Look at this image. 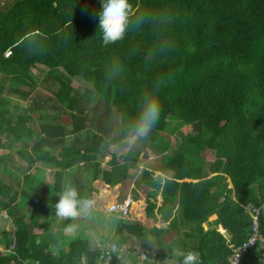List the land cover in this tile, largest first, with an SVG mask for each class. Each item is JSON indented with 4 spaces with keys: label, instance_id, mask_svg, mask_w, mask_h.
I'll return each mask as SVG.
<instances>
[{
    "label": "trees",
    "instance_id": "16d2710c",
    "mask_svg": "<svg viewBox=\"0 0 264 264\" xmlns=\"http://www.w3.org/2000/svg\"><path fill=\"white\" fill-rule=\"evenodd\" d=\"M129 3L125 38L108 46L98 28L100 0L0 6V148L9 151L0 153V222L2 210L11 218V225L0 224V264H181L182 257L172 255L175 248L199 252L201 264H225L250 235L257 209L264 239V0ZM72 80L83 90L72 88ZM158 91L160 119L144 138L137 118L146 96ZM11 98L27 101L26 107ZM94 118L96 130L88 126ZM185 125L192 133L181 141L197 149L198 160L169 151L165 141ZM128 137L134 139L120 154L123 162L104 176L115 181L134 169L147 148L160 156L168 151L160 164L147 163L131 191L141 187L147 216L169 223L120 217L96 224L93 212L78 218V225L58 222L57 194L72 185L91 197L89 182L100 158ZM12 151L22 161L13 160ZM31 167L36 171L30 173ZM46 168L53 180L45 179ZM161 168L175 178L199 180L161 186L153 179V170ZM211 215L216 217L209 220ZM263 253L258 240L242 251L241 264H264Z\"/></svg>",
    "mask_w": 264,
    "mask_h": 264
},
{
    "label": "clouds",
    "instance_id": "9594fccd",
    "mask_svg": "<svg viewBox=\"0 0 264 264\" xmlns=\"http://www.w3.org/2000/svg\"><path fill=\"white\" fill-rule=\"evenodd\" d=\"M132 10L133 6L129 3V0H100L98 28L102 33L104 46L115 44L125 38L131 22ZM159 92L146 96L144 106L137 118L138 132L144 138L149 137V134L160 119L162 105L159 99ZM153 179L161 186L167 180L163 176H154ZM57 195L59 200L54 204V209L58 222L76 220L81 216H90L96 207L94 198L79 195L76 187L72 185L65 187ZM172 255L182 257L181 264H201L200 253L197 251L188 250L185 252L175 248L172 250Z\"/></svg>",
    "mask_w": 264,
    "mask_h": 264
},
{
    "label": "rangeland",
    "instance_id": "374dc122",
    "mask_svg": "<svg viewBox=\"0 0 264 264\" xmlns=\"http://www.w3.org/2000/svg\"><path fill=\"white\" fill-rule=\"evenodd\" d=\"M14 0H0V6L2 5V6H6V5H10L12 2H13ZM70 85H71V87L72 88H74L75 90H77V91H82L83 90V85L79 82V81H77V80H72L71 82H70ZM44 86H40L39 88H38V92H43L44 91ZM92 96V99H91V101L90 102H92L93 100H94V98H95V94H92L91 95ZM11 102L14 104V105H16V106H21V105H25V107H26V105H27V101H26V103L24 102V101H20V100H16L15 98H11ZM29 104V103H28ZM91 111V110H90ZM90 111H87V112H83V114H86V115H88L89 116V118H90V116H92V114H91V112ZM30 116L32 117V122L33 123H35V124H38L40 121L38 120V114L37 113H31L30 114ZM117 116H118V112L116 113V111H114L113 113H112V116L110 117V118H112V120L114 121H112L111 123H114V127L115 126H117L118 124H119V122H118V120H117ZM98 119V118H97ZM96 118H94L93 119V122L92 123H90L88 126L90 127V129H94V130H96V123H97V120ZM90 120H92V119H89L88 121H87V123H89V121ZM190 126H188V125H185V126H183L180 130H178L175 134L174 133H171V135H170V140H168V139H165V141L166 142H168V144L170 143L171 145H168V147H169V151H175L176 149H178L179 151H181L186 157H188V159H190V160H198V159H200V153L197 151V149L196 148H193V146H191V145H189V143L188 142H185V141H181V138H182V134H187L188 132L189 133H192V131H189V128ZM167 134V133H166ZM168 138V137H167ZM133 139L134 138H132V137H128L127 138V140L126 139H122V141L121 142H126V141H133ZM178 140V144H179V146L177 145V143H176V141ZM165 141H163V142H165ZM129 142V143H130ZM163 142H160V143H158V144H161V143H163ZM131 144V143H130ZM116 144H113V145H111L110 146V152H107V153H105L104 155H103V158L101 159L100 158V161H99V163L97 164V166H96V168H95V174L92 176L93 178H95V181H96V178L98 179L99 177H106V176H104V172H108V173H110V174H112V172H114V169H113V164H111V167L110 168H107L106 167V164L109 162V160H110V158L112 157V153L114 152V150H115V146ZM125 149H128V147L127 148H125ZM53 150V149H52ZM54 151V150H53ZM7 152H9L7 149H3V148H0V153L1 154H3V153H7ZM163 152V151H162ZM165 153H161V156L159 155L158 156V158L156 159V160H154L152 163L153 164H160L161 162V160H162V158H163V155H165L166 153H168V151H164ZM122 154H125L124 153V150H123V152H122ZM169 155V154H168ZM11 156L13 157L12 159L13 160H15V158H19V157H17V154L14 152V151H12V153H11ZM122 156V155H121ZM204 157L207 159V160H212L213 159V154H211L210 153V151H206V152H204ZM38 158V157H37ZM20 159V158H19ZM119 159H121V158H119ZM21 160V159H20ZM141 159H139V164L137 165V166H135V168L134 169H130V170H132V173H133V177H131V175L129 174V171L128 170H125L124 172H122V173H126V175L131 179V180H136V179H139L140 180V176H141V171L142 170H144V167L147 165L146 163H145V161L144 162H142V161H140ZM22 161V160H21ZM121 162H123V159H121L120 160ZM146 162H149L148 160L146 161ZM202 162H203V160H202V158H201V160H199V162H197L199 165L200 164H202ZM8 164L9 165H11V163L8 161ZM100 169H102V170H100ZM29 170V172L30 173H33V172H35L36 171V169L34 168V167H31V168H29L28 169ZM154 171V170H153ZM157 171V170H156ZM122 173H119L120 175L122 174ZM154 173V172H153ZM155 175L156 176H163V177H166L167 178V180H174V179H176L178 182H181V181H193V182H195V181H197V180H199V178H175V177H172L171 175H168V174H166V173H163V172H161V171H158L157 173H155ZM212 175H214L213 173L212 174H210L209 176H212ZM20 176H22L23 177V175H22V173L20 174ZM21 177V178H22ZM103 177H102V180H103ZM107 178H111L109 181H110V185H111V187L113 188V189H115L116 190V192H118V194L120 195L119 196V199H121V202L122 203H124L125 205H127L128 206V210H127V212L126 213H128V211L130 212H133L134 210H131V208L132 207H136L137 208V204H135V202H133V201H131V200H129V198H127V194H130V198H132L131 197V194L133 193L131 190L129 191H127V189H126V186H124L123 187V189L119 192V191H117V186L119 185V183L121 182V181H123L125 184L127 183L123 178H118L117 180H112V177L111 176H107L106 178H104V179H106L107 180ZM45 179L48 181V180H53V170H51V169H49V168H46L45 169ZM101 179V178H100ZM134 180V181H135ZM94 181V182H95ZM103 185V184H102ZM230 186V185H229ZM141 189V190H140ZM140 189H139V191L143 194V190H142V188L140 187ZM92 196H93V198L95 199V196H96V194L94 193V195L92 194ZM115 196V198L117 197V194H115L114 195ZM142 196V195H141ZM138 197V196H137ZM132 200H135V199H132ZM23 201H24V199L22 198V197H20L19 198V200H18V204H22L23 203ZM133 202V203H132ZM108 206H110V205H108ZM97 208V202H96V207H95V209ZM120 210V209H119ZM1 213H2V215H1V217L2 216H4V213H5V211L4 210H2L1 211ZM135 213V212H134ZM138 215H140V213H138ZM5 217V216H4ZM6 218H3L2 219V222H0V224L1 223H3L4 225L5 224H8V225H11V218H7L6 220H5ZM74 222L76 223V222H79V220L78 219H76V220H74ZM78 225V224H77ZM77 225H74V224H72L71 225V227H72V229H77ZM79 228V227H78ZM39 230L40 229H38V228H36L35 229V231L36 232H39ZM219 230H220V233L221 234H223L225 237H226V242H229V234H226V229H224L222 226H220L219 227ZM11 232H12V237H13V231L11 230ZM112 238V236L109 238V240ZM105 240L107 241V238H105ZM109 240L106 242L107 244H106V246H109V244H108V242H109ZM93 246H95V244H93ZM106 248H108V247H106ZM8 249V251H11V247H8L7 248ZM125 251V248H124V246H122V249H121V251H120V255H122L123 254V252ZM123 256H125V255H122V257ZM19 262H20V260H19ZM73 263H75V264H81V260L80 261H77V262H73Z\"/></svg>",
    "mask_w": 264,
    "mask_h": 264
},
{
    "label": "crops",
    "instance_id": "0c3cea01",
    "mask_svg": "<svg viewBox=\"0 0 264 264\" xmlns=\"http://www.w3.org/2000/svg\"><path fill=\"white\" fill-rule=\"evenodd\" d=\"M129 142L130 141L124 142L123 146L120 145L119 143H117L114 146L115 150H114L113 154L116 156V158L115 159H113V157L110 158L109 162L106 164L107 168H110L111 164H113V163H122L120 161L121 159H119V158H121L120 154L123 152V150H124V153H125V151L128 150V149H125V148H127V147L129 148L130 147V143H132V141L130 143ZM119 149L121 150V152H119ZM146 150H147V152H146L147 154L145 153L144 159L140 158L141 159L140 161L143 160L142 162L145 161V163L147 164V163L153 162L154 160H156L158 158L159 154H157L155 151H153L151 149H148V148ZM147 160L149 162H146ZM136 164L137 165L139 164V159L136 161ZM146 166H148V165H146ZM100 170H102V169H100ZM159 170L161 172H163L162 168L159 169ZM128 171H129V174L132 177L133 176L132 170L128 169ZM115 172H117V171H115ZM122 172H124V171H122ZM122 172H120V173H122ZM153 172L155 174V173L158 172V170L157 171L154 170ZM102 177H99L98 179L96 178V181H95V178L92 177V179L89 182V186H91V198H93L92 194L93 195H94V193L96 194L95 200L97 202V208L93 210V214H92V220L96 224H99L100 221H101V223L103 221H105V222L114 221V219H118L120 217L137 219V220L141 221L145 225L156 224L157 226H160V225H167L169 223L170 219L163 220L159 216H157L156 218H152L151 216H147L146 211H145L146 195H145L144 192L142 194L139 190H137L135 192V194L134 193L131 194V195H133L135 200H132L130 198V194H127L128 195L127 198H129V200L135 202V204H137V208L136 207H132L131 210H134V211L133 212H131V211L129 212L128 211V213H126L127 212L126 209H127L128 206L121 202V199H119L120 195L115 190L116 188L113 189L111 187V185H110L111 183L109 181L111 178H107V180H106V179H104L106 177H103V180H102ZM119 177L123 178L127 183L125 184L123 181H121L119 183V185L117 186V191L120 192L123 189L124 186H126L127 191L128 190L130 191V190H132L134 188V185H135V181L134 180L135 179L131 180L126 175V173H122ZM102 184H105V185H102ZM115 194H117L116 198L114 196ZM160 202H161V198H160V194H158L157 195V203H160ZM108 205H110V206H108ZM114 211H116V212L115 213H107V212H114ZM174 212L172 213V215L169 218H172ZM138 213H140V215H138ZM103 215H105V216H103ZM157 215H159V214H157ZM215 217H216V215H211L209 217V220H213ZM83 223L84 222H80L81 226H82ZM77 224H79V222ZM220 226L221 225L218 226V231L219 232H220V230H219ZM206 227H207V224L205 223L204 224V228H206ZM78 229L81 230V227H79ZM122 246H124V244H122Z\"/></svg>",
    "mask_w": 264,
    "mask_h": 264
},
{
    "label": "built area",
    "instance_id": "2783aa9c",
    "mask_svg": "<svg viewBox=\"0 0 264 264\" xmlns=\"http://www.w3.org/2000/svg\"><path fill=\"white\" fill-rule=\"evenodd\" d=\"M9 54V51L6 52V55ZM250 210H252V208L250 207ZM258 212V209L255 213L251 214V217L253 218V222H252V226H251V230H250V235L242 242V244L238 247L233 248L230 256L228 257V262L225 264H241V253L242 251L246 248V247H250V246H254L257 241H260V244H262L264 242V239L259 231V227H258V220H257V216L256 213ZM264 255V253H263ZM143 256V255H142ZM27 264H35V263H27ZM220 264V263H218Z\"/></svg>",
    "mask_w": 264,
    "mask_h": 264
},
{
    "label": "bare ground",
    "instance_id": "6f19581e",
    "mask_svg": "<svg viewBox=\"0 0 264 264\" xmlns=\"http://www.w3.org/2000/svg\"><path fill=\"white\" fill-rule=\"evenodd\" d=\"M128 210V207H127V209H126V211ZM7 215V213L5 212L4 213V216H6ZM7 217V216H6ZM6 217H4V218H6ZM124 259H125V256L123 257Z\"/></svg>",
    "mask_w": 264,
    "mask_h": 264
}]
</instances>
